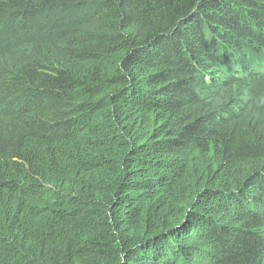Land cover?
Wrapping results in <instances>:
<instances>
[{"label": "trees", "instance_id": "16d2710c", "mask_svg": "<svg viewBox=\"0 0 264 264\" xmlns=\"http://www.w3.org/2000/svg\"><path fill=\"white\" fill-rule=\"evenodd\" d=\"M0 264H264V0H0Z\"/></svg>", "mask_w": 264, "mask_h": 264}]
</instances>
